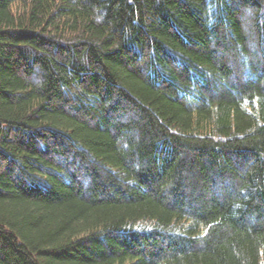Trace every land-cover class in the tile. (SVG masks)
<instances>
[{
    "label": "trees",
    "instance_id": "trees-1",
    "mask_svg": "<svg viewBox=\"0 0 264 264\" xmlns=\"http://www.w3.org/2000/svg\"><path fill=\"white\" fill-rule=\"evenodd\" d=\"M0 264H264V0H0Z\"/></svg>",
    "mask_w": 264,
    "mask_h": 264
}]
</instances>
